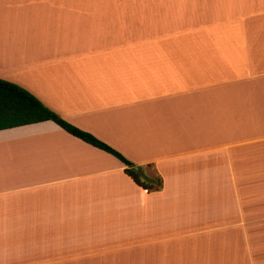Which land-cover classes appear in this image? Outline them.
<instances>
[{"label": "crops", "instance_id": "obj_1", "mask_svg": "<svg viewBox=\"0 0 264 264\" xmlns=\"http://www.w3.org/2000/svg\"><path fill=\"white\" fill-rule=\"evenodd\" d=\"M0 264H264V0H0Z\"/></svg>", "mask_w": 264, "mask_h": 264}, {"label": "trees", "instance_id": "obj_2", "mask_svg": "<svg viewBox=\"0 0 264 264\" xmlns=\"http://www.w3.org/2000/svg\"><path fill=\"white\" fill-rule=\"evenodd\" d=\"M45 121L52 122L68 135L114 157L123 165L124 174L138 187L146 191L160 189L158 175H149L145 170L134 166L109 146L62 120L24 89L0 79V130Z\"/></svg>", "mask_w": 264, "mask_h": 264}]
</instances>
